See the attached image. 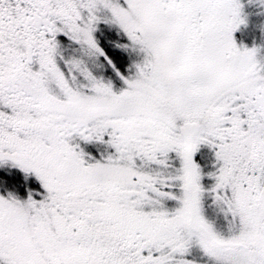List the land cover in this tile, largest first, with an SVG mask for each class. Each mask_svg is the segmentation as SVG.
<instances>
[{"label":"snow or ice","instance_id":"6c2138e0","mask_svg":"<svg viewBox=\"0 0 264 264\" xmlns=\"http://www.w3.org/2000/svg\"><path fill=\"white\" fill-rule=\"evenodd\" d=\"M244 23L241 0H0V264H264Z\"/></svg>","mask_w":264,"mask_h":264},{"label":"rangeland","instance_id":"374dc122","mask_svg":"<svg viewBox=\"0 0 264 264\" xmlns=\"http://www.w3.org/2000/svg\"><path fill=\"white\" fill-rule=\"evenodd\" d=\"M246 23L241 24L233 33L235 42L240 47L259 48V57L264 58V3L255 0H241Z\"/></svg>","mask_w":264,"mask_h":264}]
</instances>
